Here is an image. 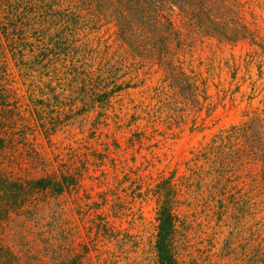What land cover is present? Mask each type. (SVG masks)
Here are the masks:
<instances>
[{
	"label": "rangeland",
	"instance_id": "374dc122",
	"mask_svg": "<svg viewBox=\"0 0 264 264\" xmlns=\"http://www.w3.org/2000/svg\"><path fill=\"white\" fill-rule=\"evenodd\" d=\"M120 1L0 0V264H264V0Z\"/></svg>",
	"mask_w": 264,
	"mask_h": 264
},
{
	"label": "trees",
	"instance_id": "16d2710c",
	"mask_svg": "<svg viewBox=\"0 0 264 264\" xmlns=\"http://www.w3.org/2000/svg\"><path fill=\"white\" fill-rule=\"evenodd\" d=\"M123 1H128L129 3H132V1L131 0H123ZM119 2H121L120 0H119ZM120 7L121 6H123L124 7V9H129V7H126V5H122V4H120L119 5ZM123 9V10H124ZM169 215V214H168ZM162 217V216H161ZM169 217L171 218V216L169 215ZM162 221V220H161ZM170 227H169V223H167V222H162V224H161V227H160V229H161V238H162V240H161V242H160V244H159V251H164V250H166L165 248H166V246L168 245V243H167V238H166V236H167V230L169 229ZM167 261H168V264H175L174 263V261H173V259H172V257L170 256H168L167 257Z\"/></svg>",
	"mask_w": 264,
	"mask_h": 264
}]
</instances>
